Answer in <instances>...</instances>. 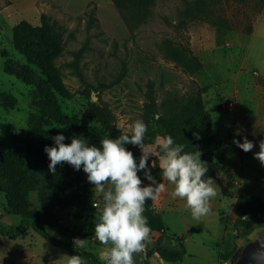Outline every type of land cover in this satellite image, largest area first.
<instances>
[{"label": "rangeland", "instance_id": "1", "mask_svg": "<svg viewBox=\"0 0 264 264\" xmlns=\"http://www.w3.org/2000/svg\"><path fill=\"white\" fill-rule=\"evenodd\" d=\"M190 1L155 0L149 12L141 15L136 9L120 11L111 0H0V92L15 99L12 108L0 106V151L21 143L29 131L30 113L41 106L65 116L75 115L81 125L103 130L88 109V104L95 102L110 110L117 133L130 132L128 126L137 119L154 131L152 117L146 112L150 85L158 107L170 94L185 95L195 84L206 86L202 99L213 125L202 136V145L218 161L216 188L223 193L229 187L232 195L199 220L180 207L163 211V220L171 232H189L181 264H253L250 255L259 248V240H264V212L253 231L240 232L234 228L231 199L241 192L264 200V166L254 158L264 140V5L259 10L258 0H216L214 8L228 19L230 29L199 20H188L184 28H177L180 12ZM42 14L67 29L64 49L53 65L70 93L68 97L49 88L38 69L13 46L15 26L22 20L38 25ZM248 26L252 29L247 33ZM165 39L188 46L200 59L201 69L190 75L166 59L162 50ZM6 59L29 67L37 82L5 73ZM225 99L233 101L231 108L222 107ZM244 137L255 145L249 152L233 143L234 139L243 142ZM155 140L146 144L155 146ZM91 190L93 207L102 206L94 185ZM28 199L31 215L39 213L37 193L30 192ZM54 213L56 225L46 227L52 236L73 244L75 240H87L86 246L99 244L95 238L82 236L84 224L74 217L73 207L55 208ZM216 217L225 227L218 242L209 240L212 237L207 233L208 227L218 224ZM21 219L9 213L0 193V222L10 228ZM160 235L151 233L146 251ZM227 251H232L231 255L221 259L219 254ZM64 255L75 254L52 245L31 228L16 239L0 236V264H64ZM152 264L170 263L155 258Z\"/></svg>", "mask_w": 264, "mask_h": 264}, {"label": "trees", "instance_id": "2", "mask_svg": "<svg viewBox=\"0 0 264 264\" xmlns=\"http://www.w3.org/2000/svg\"><path fill=\"white\" fill-rule=\"evenodd\" d=\"M155 0H111L120 11L136 9L141 15H146ZM216 0H192L180 12L177 28H184L188 20L210 21L225 29H230L228 19L214 8ZM259 10L264 0H258ZM251 26L246 32H251ZM66 27L56 19L42 14L38 25L28 21H20L13 31V46L26 61L36 67L44 77L48 87L60 96L68 97L70 93L64 86L56 68L54 58L59 55L65 46ZM164 57L179 66L185 73L198 72L202 63L186 45H176L170 39L162 43ZM3 70L7 74L25 82H37L31 69L17 65L6 59ZM206 86L195 84L185 95L170 94L161 106L158 107L153 95L152 86L147 93L146 112L152 117L154 131L147 128L145 143H152L155 137L171 135L176 144H183L184 151L201 153V160L208 168L207 176L215 181L218 175V161L209 149L203 147L202 136L211 131L213 121L211 114L205 109L202 93ZM15 104L13 96L0 92V106L12 108ZM88 109L102 126L103 130L93 126H84L78 122L75 115L65 116L58 110L46 106L38 107L30 113L28 118L29 131L21 139V143L11 149L0 151V193L4 194L9 213L21 216L19 225L7 228L0 222V236L16 239L29 228L33 229L46 241L59 248L66 249L75 255L81 256L88 264H103L92 252L79 246L60 240L52 236L46 227L55 226L57 218L55 208L73 207V215L80 220L89 221L84 229V238H95L94 224L99 212L93 207V191L83 169L75 170L67 163L59 164L55 173L48 169L49 158L44 151L45 146H54L53 137L62 134L64 143H71L73 137L86 139L89 144L100 145L105 136L117 138L121 133L116 132L114 117L110 110L98 103L90 102ZM132 151L137 163L141 151L133 145H125ZM151 174L157 182H164L159 169L158 157L149 158ZM35 191L40 204V211L31 215L28 207L29 194ZM148 201L144 216L152 232H161L155 243L147 249L142 264H149L154 253L170 264H181L186 257L184 240L185 234L174 236L166 228L162 216L156 212ZM264 212V200L255 194L238 193L232 206L234 228L243 233H250L261 222ZM232 251L219 254L221 259H227Z\"/></svg>", "mask_w": 264, "mask_h": 264}, {"label": "clouds", "instance_id": "3", "mask_svg": "<svg viewBox=\"0 0 264 264\" xmlns=\"http://www.w3.org/2000/svg\"><path fill=\"white\" fill-rule=\"evenodd\" d=\"M128 127L130 132L121 131L114 139L105 136L99 146L79 137H73L71 143L66 144L63 142L65 136L58 134L53 137L54 146L44 149L50 161V172L55 173L57 165L64 163L75 170L82 168L88 182L94 185L95 194L102 198V206L94 205L100 209L95 218L94 235L103 246L98 250L103 264H135V255L146 252L152 230L144 216L145 204L158 201L167 191L165 183L157 182L151 174L150 157H158L163 179L173 185L171 196L185 201V207L194 219L199 220L210 213V202L217 195L213 178H205L208 168L199 151L185 152V146L176 144L171 135L157 136L155 146L146 144L147 126L141 119ZM233 143L244 152L255 146L247 137L243 142L234 139ZM125 145L140 149L138 163ZM254 158L264 166V140L259 142V151ZM140 172L149 181L146 186ZM74 243L84 248L87 240H75ZM62 257L64 264H85L79 255ZM250 260L253 264H264V240H259V248L251 253Z\"/></svg>", "mask_w": 264, "mask_h": 264}, {"label": "crops", "instance_id": "4", "mask_svg": "<svg viewBox=\"0 0 264 264\" xmlns=\"http://www.w3.org/2000/svg\"><path fill=\"white\" fill-rule=\"evenodd\" d=\"M143 181V184L146 186L147 184H149V181H147L146 179H144V174L143 172L138 173ZM216 182V180H215ZM167 191L162 193L160 196V199L156 202H152V207L156 212H159L162 216L163 219V211H168V210H173V209H178V207H180V209L184 210L186 209L185 207V201L179 199V198H173L171 196V192L173 190V185H171L169 182H167L166 180H164ZM216 187V184L214 185ZM217 190V195L215 198H213L210 202L211 208L217 207L221 201H223V199L225 198V196L227 195H232V190L229 187H226L223 189V193H222V189H218ZM240 193V192H239ZM238 194V193H237ZM235 194L232 199H231V203L232 206L234 204L235 201ZM218 218L216 217L215 220H217ZM83 222V226L84 228H86L89 224V221H85V220H81ZM164 221V220H163ZM218 224L214 225L213 227H208L207 233H208V237H212V238H208L209 240L218 242L219 239L222 237L223 233H224V225L219 221V219L217 220ZM165 224V223H164ZM166 226V224H165ZM166 228L168 229L169 233L174 235V236H178L180 235V232H171L169 230V228L166 226ZM48 230V229H47ZM213 235V236H212ZM214 239V240H213ZM61 240V239H60ZM103 246L100 244H95V243H88V245L84 248L90 252H92L93 254H95L98 258V250L101 249ZM143 256L142 254H137L135 255L134 259H135V264H142V260H143ZM157 258L159 260V262L163 263V260L160 258V256L155 253V255L151 256L149 264H152V260ZM1 264H27V263H21V262H2Z\"/></svg>", "mask_w": 264, "mask_h": 264}, {"label": "built area", "instance_id": "5", "mask_svg": "<svg viewBox=\"0 0 264 264\" xmlns=\"http://www.w3.org/2000/svg\"><path fill=\"white\" fill-rule=\"evenodd\" d=\"M221 105L224 108H231L233 106V101L232 100L225 99V100H223V102H222ZM94 204H96V203H94Z\"/></svg>", "mask_w": 264, "mask_h": 264}]
</instances>
